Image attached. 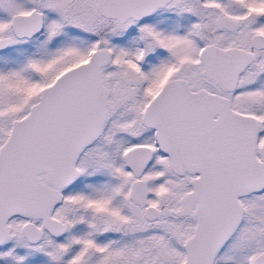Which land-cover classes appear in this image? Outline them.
I'll return each instance as SVG.
<instances>
[{
  "label": "snow or ice",
  "instance_id": "snow-or-ice-1",
  "mask_svg": "<svg viewBox=\"0 0 264 264\" xmlns=\"http://www.w3.org/2000/svg\"><path fill=\"white\" fill-rule=\"evenodd\" d=\"M0 264H264V0H0Z\"/></svg>",
  "mask_w": 264,
  "mask_h": 264
}]
</instances>
